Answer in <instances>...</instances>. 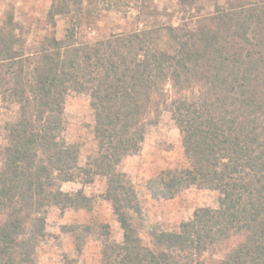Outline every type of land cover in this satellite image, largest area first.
<instances>
[{"label": "trees", "instance_id": "16d2710c", "mask_svg": "<svg viewBox=\"0 0 264 264\" xmlns=\"http://www.w3.org/2000/svg\"><path fill=\"white\" fill-rule=\"evenodd\" d=\"M104 1L51 0L50 30L32 46L12 14L0 25V98L17 107L0 166V264H34L47 210L92 206L62 184L97 176L122 229L120 242L103 243L104 264H264V0H226L206 14L192 12L198 0H180L176 24L77 41ZM56 17L67 18L62 38ZM70 93L87 95L93 113L97 148L84 164L64 138ZM163 110L187 164L151 179L149 191L169 199L195 185L219 198L144 240L136 192L118 166Z\"/></svg>", "mask_w": 264, "mask_h": 264}, {"label": "rangeland", "instance_id": "374dc122", "mask_svg": "<svg viewBox=\"0 0 264 264\" xmlns=\"http://www.w3.org/2000/svg\"><path fill=\"white\" fill-rule=\"evenodd\" d=\"M226 0H198L194 14L212 12L215 4ZM51 0H0V25L8 15L22 24L27 46L35 44L40 35L50 30L44 23ZM180 0H105L93 7L94 18L83 21L78 28L77 41L87 42L112 33L128 32L138 28L170 25L179 22ZM37 20L40 23H37ZM66 17L55 18V36L62 38L67 26ZM44 27L46 30L39 29ZM160 46L165 47L162 43ZM17 115L14 104L0 98V166L3 147L6 144L7 125ZM64 138L79 148V163L84 164L88 155L96 151L93 137V113L85 94L70 93L64 105ZM186 160L180 135L168 110H163L155 124L149 125L140 150L126 156L118 169L131 182L141 208L144 228L141 236L147 240L150 232L176 230L188 220L198 207H216L219 193L216 190L191 185L178 191L172 198L154 197L148 182L168 169L185 166ZM64 191L83 190L91 198L90 209L50 207L46 213V233L38 243L34 264H104L101 256L103 243L120 242L122 229L117 222L109 201L103 198L105 179L95 177L92 183L83 184L81 179L62 184ZM88 226L89 232L83 230ZM80 235V236H79ZM81 238V239H80Z\"/></svg>", "mask_w": 264, "mask_h": 264}]
</instances>
